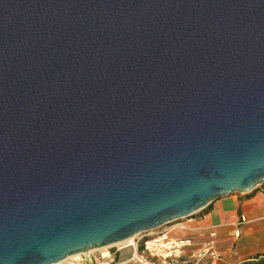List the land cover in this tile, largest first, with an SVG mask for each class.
Instances as JSON below:
<instances>
[{
  "label": "water",
  "instance_id": "obj_1",
  "mask_svg": "<svg viewBox=\"0 0 264 264\" xmlns=\"http://www.w3.org/2000/svg\"><path fill=\"white\" fill-rule=\"evenodd\" d=\"M263 184L264 0H0V264Z\"/></svg>",
  "mask_w": 264,
  "mask_h": 264
},
{
  "label": "crops",
  "instance_id": "obj_2",
  "mask_svg": "<svg viewBox=\"0 0 264 264\" xmlns=\"http://www.w3.org/2000/svg\"><path fill=\"white\" fill-rule=\"evenodd\" d=\"M190 231L180 238L199 240L215 234V251L219 258L205 264H243L264 255V184L248 194L216 200L186 221ZM134 249L108 253L92 264H137L130 261ZM85 264H90L86 261Z\"/></svg>",
  "mask_w": 264,
  "mask_h": 264
},
{
  "label": "built area",
  "instance_id": "obj_3",
  "mask_svg": "<svg viewBox=\"0 0 264 264\" xmlns=\"http://www.w3.org/2000/svg\"><path fill=\"white\" fill-rule=\"evenodd\" d=\"M188 222L167 225L156 231L136 236L130 245L118 248L134 249L130 258L137 264H205L219 258L215 251V234L203 236L199 240L176 237L178 233L190 231ZM83 260L80 264H85ZM76 264V263H67ZM109 264V263H105Z\"/></svg>",
  "mask_w": 264,
  "mask_h": 264
},
{
  "label": "bare ground",
  "instance_id": "obj_4",
  "mask_svg": "<svg viewBox=\"0 0 264 264\" xmlns=\"http://www.w3.org/2000/svg\"><path fill=\"white\" fill-rule=\"evenodd\" d=\"M136 237H134V238H132V239H130V240H128V241H125V242H122V243H119V244H116V245H113V246H110V247H106V248H102V249H99V250H93V251H90V252H88L87 254H85L87 257L88 256H90V255H92L94 252H97V251H107L109 248H112V247H118V248H120V247H123V246H127V245H130V244H132L133 242H134V239H135ZM81 256L82 255H77V256H74V257H72V258H69L68 260H66V261H64L62 264H67V263H69V262H71V261H74V260H79L80 258H81ZM106 256H109L108 254L106 255ZM105 256V257H106ZM93 261V260H92Z\"/></svg>",
  "mask_w": 264,
  "mask_h": 264
},
{
  "label": "rangeland",
  "instance_id": "obj_5",
  "mask_svg": "<svg viewBox=\"0 0 264 264\" xmlns=\"http://www.w3.org/2000/svg\"><path fill=\"white\" fill-rule=\"evenodd\" d=\"M179 234V233H178ZM176 235V237H178L179 235ZM118 250V247H112V248H109L107 251H97V252H94L92 255L88 256L89 258H96L98 261L99 259L103 256L105 257L108 253H112V252H117ZM108 257V256H106ZM83 260L86 261V257L84 255L81 256V258L79 260H74V261H71L73 263H76V264H80ZM69 262V263H71Z\"/></svg>",
  "mask_w": 264,
  "mask_h": 264
},
{
  "label": "trees",
  "instance_id": "obj_6",
  "mask_svg": "<svg viewBox=\"0 0 264 264\" xmlns=\"http://www.w3.org/2000/svg\"><path fill=\"white\" fill-rule=\"evenodd\" d=\"M243 264H264V255L257 256L256 258H254L248 262H245Z\"/></svg>",
  "mask_w": 264,
  "mask_h": 264
}]
</instances>
